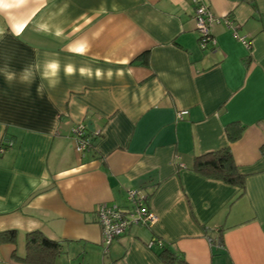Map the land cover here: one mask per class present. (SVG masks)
<instances>
[{"label": "crops", "instance_id": "1", "mask_svg": "<svg viewBox=\"0 0 264 264\" xmlns=\"http://www.w3.org/2000/svg\"><path fill=\"white\" fill-rule=\"evenodd\" d=\"M205 1L216 46L202 50L190 0H0V232L18 234L0 264H25L34 230L61 242L54 264H164L165 245L189 264H264V0ZM88 121L81 153L73 129ZM225 147L243 190L192 170ZM130 191L158 220L104 254L97 209H129Z\"/></svg>", "mask_w": 264, "mask_h": 264}, {"label": "trees", "instance_id": "2", "mask_svg": "<svg viewBox=\"0 0 264 264\" xmlns=\"http://www.w3.org/2000/svg\"><path fill=\"white\" fill-rule=\"evenodd\" d=\"M233 125L231 124L227 127V134L230 140L237 139L240 133L237 128L231 127ZM86 130L88 129L86 128ZM84 137L87 139L88 150L93 145L92 137H89L87 131ZM2 147L6 148V145H1ZM192 170L206 178L219 180L243 190L245 174L240 172L228 147L196 156L193 161ZM17 235V230L15 229L1 231L0 243L15 244ZM159 244L163 245L162 242ZM61 251V242L48 238L42 231L34 230L26 234L25 255L20 260L25 264H54ZM159 257L164 264H189L181 255L166 245L163 246Z\"/></svg>", "mask_w": 264, "mask_h": 264}, {"label": "built area", "instance_id": "3", "mask_svg": "<svg viewBox=\"0 0 264 264\" xmlns=\"http://www.w3.org/2000/svg\"><path fill=\"white\" fill-rule=\"evenodd\" d=\"M193 9L195 28L198 34L199 46L202 50L216 46V39L210 32V24L214 16L205 0H190ZM228 22V21H227ZM241 42L249 46L245 38H240ZM188 114L187 110L176 112L177 120H184ZM86 124H78L73 129V135L77 142V149L83 153L87 150V139L84 137ZM130 208L125 209L117 204L104 203L97 209V224L102 232V248L104 254L109 250L113 241L123 235L132 225L149 226L158 220L157 214L149 208L145 198L138 196L135 191H130L127 196ZM161 243V242H159Z\"/></svg>", "mask_w": 264, "mask_h": 264}, {"label": "clouds", "instance_id": "4", "mask_svg": "<svg viewBox=\"0 0 264 264\" xmlns=\"http://www.w3.org/2000/svg\"><path fill=\"white\" fill-rule=\"evenodd\" d=\"M59 63L58 62H46L43 66V70L40 72L41 81H47L49 88H55L59 84L58 72H59ZM37 70L40 69L39 65H36ZM65 75H72L74 73V68L71 65H67L64 68ZM3 75L5 77V81L9 84L13 80L16 79V73L14 71H10L7 66L3 69ZM19 81L22 84H27L29 87L35 82V75L32 69L25 68L23 72L20 73ZM44 83L38 84L36 88V92L39 96H43L44 93ZM30 95V92L27 93Z\"/></svg>", "mask_w": 264, "mask_h": 264}, {"label": "water", "instance_id": "5", "mask_svg": "<svg viewBox=\"0 0 264 264\" xmlns=\"http://www.w3.org/2000/svg\"><path fill=\"white\" fill-rule=\"evenodd\" d=\"M87 128L91 129V121H88Z\"/></svg>", "mask_w": 264, "mask_h": 264}]
</instances>
